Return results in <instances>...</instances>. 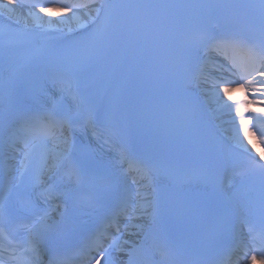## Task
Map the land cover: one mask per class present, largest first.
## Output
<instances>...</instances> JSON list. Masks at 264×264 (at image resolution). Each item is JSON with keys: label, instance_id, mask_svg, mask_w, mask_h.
I'll list each match as a JSON object with an SVG mask.
<instances>
[{"label": "bare ground", "instance_id": "bare-ground-1", "mask_svg": "<svg viewBox=\"0 0 264 264\" xmlns=\"http://www.w3.org/2000/svg\"><path fill=\"white\" fill-rule=\"evenodd\" d=\"M95 7L94 1L81 6L27 7L13 0H0V12L19 23L63 30H71L84 25L94 15ZM199 91L208 102L221 130L232 141L252 152L262 153L258 144V136L247 128L243 119L246 117L245 107L247 104L250 110H264L261 78L245 87L202 83L199 86ZM66 147L67 141L63 135L53 139L49 165H54L62 157ZM137 192L140 193L136 199L137 212L120 239V246L123 247H128L135 241L149 219L151 195L146 189H138ZM250 264H264V262L254 259Z\"/></svg>", "mask_w": 264, "mask_h": 264}]
</instances>
